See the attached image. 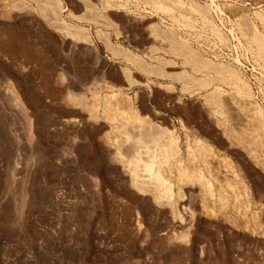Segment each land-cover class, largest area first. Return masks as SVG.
<instances>
[{
	"label": "rangeland",
	"instance_id": "374dc122",
	"mask_svg": "<svg viewBox=\"0 0 264 264\" xmlns=\"http://www.w3.org/2000/svg\"><path fill=\"white\" fill-rule=\"evenodd\" d=\"M257 34L264 0H0V264H264Z\"/></svg>",
	"mask_w": 264,
	"mask_h": 264
},
{
	"label": "bare ground",
	"instance_id": "6f19581e",
	"mask_svg": "<svg viewBox=\"0 0 264 264\" xmlns=\"http://www.w3.org/2000/svg\"><path fill=\"white\" fill-rule=\"evenodd\" d=\"M53 1H54V0H53ZM55 2H56V1H55ZM172 3H173V2H172ZM47 4H48V3H47ZM174 4H175V2H174ZM52 5H53V4H52ZM175 7H176V6H175ZM92 17H93V16H92ZM92 17H91V18H92ZM66 33L71 34V35L73 34V32H72L70 29H67V30H66ZM255 36L258 38L259 35L257 34V35H255ZM257 38H256V39H257ZM259 38H260V36H259ZM259 38L257 39V40L259 41L258 43L264 44V43H263L264 39H262V42H260L261 40H259ZM261 38H262V37H261ZM263 38H264V37H263ZM253 39H255V38H253ZM175 40H176V39H175ZM174 42H175V41H174ZM258 45H260V44H258ZM178 47H179V46H178ZM263 48H264V47H263ZM111 49H112V48H111ZM184 49H185V48H184ZM189 49H190V48H189ZM186 50H187V47H186ZM112 51H115V49L112 50ZM188 51H189V50H188ZM261 51H262V50H261ZM115 52H117V51H115ZM180 52H181V51H180ZM189 53H190V52H189ZM193 54H194V53H193ZM196 54H197V53H196ZM190 55H191V54H190ZM196 56H197V55H196ZM191 57H192V56H191ZM191 57H190V58H191ZM193 57H194V56H193ZM190 58H189V59H190ZM130 59H132L133 61L137 62L139 66H142V64H141V60H139V59H137V58H133V57H131V56H130ZM187 59H188V58H187ZM195 61H196V60H195ZM201 61H203V60H201ZM199 63H200V62H199ZM195 64H196V63H195ZM201 64H202V62H201ZM204 65H205L206 67H208V66L210 67L211 64L208 63V62H206V63L204 62ZM213 65H214V64H213ZM199 66H200V65H199ZM195 67H196V66H195ZM197 67H198V65H197ZM201 67L203 68L202 65H201ZM212 67H213V66H212ZM215 67H216V66H215ZM199 68H200V67H199ZM210 69H211V68H210ZM216 69H217V68H216ZM82 88H83V87H82ZM90 88H91V87H90ZM88 91H89V90H88ZM86 92H87V91H86ZM71 93H72V91H71ZM74 93H77V92L75 91ZM74 93H73V94H74ZM82 93H83V92H82ZM80 95H82V94H80ZM80 95H79V96H80ZM85 95H87V94H85ZM89 95H90V93H89ZM76 97H77V95H76ZM76 97H75V98H76ZM70 98H71V97H70ZM73 98H74V97H73ZM77 98H78V97H77ZM80 101H81V100H80ZM74 102H75V101H74ZM106 102H107V101H106ZM109 102H110V100H109ZM76 103H77V102H76ZM115 106H116V105H115ZM117 106H118V105H117ZM117 106H116V107H117ZM116 107H115V109H116ZM119 107H120V106H119ZM117 110H118V109H117ZM119 111L121 112V111H124V110H122V108H121V109H119ZM119 111H118V112H119ZM126 113L128 114L129 112H125V113H123V116H124V117H123L122 115H120V114H122V112L119 114L120 117H123L122 120L124 119V120H123L124 126H125V121L128 122V120H125V118L128 119V116H129V117H131L132 120H133V117H134V115H133V116H132V115H129V114H128V115H125ZM119 120H121V118H120ZM130 120H131V119H130ZM130 120H129V122H130ZM132 120H131V121H132ZM134 121L136 122L135 119H134ZM140 121H141V120H140ZM140 121H139V122H140ZM129 122H128V123H129ZM145 122H146V121H145ZM145 122H143V123L145 124ZM120 125L123 126L122 123H121ZM138 125H139V124H138ZM148 127H150V126H148ZM121 128H122V127H121ZM140 128H141V127H140ZM143 128H144V127H143ZM122 129H123V128H122ZM141 129H142V128H141ZM147 129H148V128H147ZM127 130H129V129H127ZM141 131H142V130H141ZM141 131H140V133H141ZM143 131H144V130H143ZM131 135H132V134H131ZM162 136H163V135H162ZM133 137H134V135H133ZM158 137H160V136H158ZM158 139H159V138H158ZM162 139H163V138H162ZM164 140H165V139H164ZM155 141H158V140H155ZM159 142H160V141H159ZM162 143H163V142H162ZM160 144H161V143H160ZM168 144H169V143H168ZM153 145H154V144H153ZM156 145H157V144H156ZM159 146H160V145H159ZM163 146H164V145H163ZM166 147H167V146H166ZM149 148H150V147H148V149H149ZM153 148H154V147H153ZM153 148H152V149H153ZM158 148H159V147H158ZM162 148H164V147H162ZM156 150H157V149H156ZM162 150H163V149H162ZM164 150L166 151V149H164ZM149 152H150V151H149ZM153 152H154V150H153ZM157 152H158V151H157ZM161 152H162V151H161ZM151 153H152V152H151ZM167 153H168V151H167ZM163 154H164V153H163ZM164 155H165V154H164ZM164 155H163V156H164ZM166 155H167V154H166ZM160 156H161V155H160ZM161 158H162V157H161ZM160 160H161V159H160Z\"/></svg>",
	"mask_w": 264,
	"mask_h": 264
},
{
	"label": "crops",
	"instance_id": "0c3cea01",
	"mask_svg": "<svg viewBox=\"0 0 264 264\" xmlns=\"http://www.w3.org/2000/svg\"><path fill=\"white\" fill-rule=\"evenodd\" d=\"M123 79L126 80L124 74H123ZM137 93L139 94V102L141 103V89H139V90L137 91Z\"/></svg>",
	"mask_w": 264,
	"mask_h": 264
}]
</instances>
